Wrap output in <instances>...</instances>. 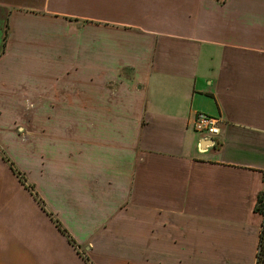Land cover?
Returning a JSON list of instances; mask_svg holds the SVG:
<instances>
[{
  "label": "crops",
  "instance_id": "1",
  "mask_svg": "<svg viewBox=\"0 0 264 264\" xmlns=\"http://www.w3.org/2000/svg\"><path fill=\"white\" fill-rule=\"evenodd\" d=\"M0 7V138H15L16 159L29 154L28 174L15 165L46 209L10 169L16 192L0 179V264H256L264 0H0ZM40 13L92 25L93 35L69 31L92 48L66 52L54 69L61 76L47 70L45 91L5 90L20 76L2 67L17 39L8 32L4 46L6 26ZM198 112L222 121L214 144L193 131ZM17 119L30 128L11 133Z\"/></svg>",
  "mask_w": 264,
  "mask_h": 264
},
{
  "label": "rangeland",
  "instance_id": "2",
  "mask_svg": "<svg viewBox=\"0 0 264 264\" xmlns=\"http://www.w3.org/2000/svg\"><path fill=\"white\" fill-rule=\"evenodd\" d=\"M0 12L2 17L4 16L3 13H6V10L0 7ZM72 8V7H71ZM11 10V9H9ZM73 9L70 10V12ZM17 12V11H16ZM17 12L16 14L19 15ZM73 15V13H70ZM39 16H30V19L24 20V17L20 15L22 21L18 24H13L11 27V23H8L9 29L8 32L13 33L17 35V39L15 38L14 42L11 38L10 39V49H8V53L5 57V61L2 64V67L4 68L5 72L12 73L13 71L15 72H20V76L16 77L11 81L13 85L8 86L6 89H12L13 86L16 87V85H25L26 88H29L32 86L34 91L39 90V91H45L47 86H49L50 79L49 76H47V70H50L51 72H54V74L60 73L61 76V71L56 72L54 69L62 67L63 63V55L66 52H76L79 56V52L81 53L84 50V45L90 46L92 48V40H86L84 41L83 39L77 38L74 33V36L69 32L71 28H76L82 30L79 32V34H90L93 35V26H87L84 27L80 23L79 20L75 18H70L69 25L67 24L68 22H65L61 19H64L65 16L61 15H46L45 13L43 14L45 18L41 17V13L38 14ZM29 16V15H28ZM54 17L57 18L58 20L50 21L47 17ZM1 17V16H0ZM51 17V18H52ZM68 18H66L67 20ZM68 21V20H67ZM1 20H0V28H1ZM84 27V28H83ZM6 31H7V26H6ZM67 34H70L69 36ZM0 50H3L2 45H0ZM2 53H0V58L3 56ZM81 56V55H80ZM66 60V58H65ZM75 64H69L73 65L72 68H75L74 65H78L79 58H74ZM67 67V66H64ZM1 68V65H0ZM11 76V75H10ZM9 76V79H10ZM57 78H59L57 76ZM56 79V78H55ZM62 80V78H59V81ZM52 82V81H51ZM6 85V84H3ZM16 111L20 107H13ZM25 108H28L27 105H23L21 107V110H26ZM3 110V107L0 106V111ZM6 110V107L4 108ZM7 110H10L7 108ZM23 110V113H24ZM27 111V110H26ZM4 112V111H3ZM22 113V111H21ZM29 120L25 121H19V119L16 120V122L11 125V133H14L18 130L19 127H22L23 129H29ZM6 124V123H3ZM5 132V131H4ZM8 133V132H7ZM10 133V134H11ZM1 134V133H0ZM17 136V135H16ZM15 138H0L2 140V143L5 142L9 146L10 152L7 153L1 146H0V152L4 153L5 157H7L11 163L14 165L16 169L18 167L15 165V163H18L20 167H24L25 169V174H28L29 171V154H22L18 159H16L14 153H13V147L14 144H16L14 140ZM26 139V138H25ZM29 139V138H28ZM27 142V139L25 140ZM1 143V142H0ZM16 149L15 151H17ZM12 151V152H11ZM0 161L6 166L5 168L0 167V179H3L5 181L6 189H9V192H16V188L14 183L12 184L9 181L8 177L10 176V173L8 171H12L11 166L9 163H7L3 158L2 155L0 154ZM15 161V162H14ZM7 168V169H6ZM6 169V170H4ZM10 169V170H9ZM20 174L24 177L25 183H22V181L19 179L18 175H16L14 172L13 175L18 181H20L24 187L29 191L32 192V194L36 193L33 192L34 187L27 182L25 175L22 174V172L18 169ZM18 183V182H17ZM1 199H3V194H1ZM42 209L46 211L44 208V205L42 206ZM53 220V219H52ZM54 222V221H53ZM56 225V224H55ZM69 235V234H68ZM70 236V235H69Z\"/></svg>",
  "mask_w": 264,
  "mask_h": 264
},
{
  "label": "trees",
  "instance_id": "3",
  "mask_svg": "<svg viewBox=\"0 0 264 264\" xmlns=\"http://www.w3.org/2000/svg\"><path fill=\"white\" fill-rule=\"evenodd\" d=\"M8 29L9 26L7 24V31H6V37L4 40V46H6V42L8 39ZM2 158L10 164L11 169L13 170V172L18 175L19 179L22 181V183H25V179L24 177L20 174V172L14 167V165L11 163V161L5 157L4 153H1ZM33 192H35V190H32ZM33 195H35L36 199L39 201V204H41L43 206V203L41 202V200L38 199L37 194L34 193ZM45 208V207H44ZM255 213H258L260 215L263 216V223H262V231H261V237H260V244H259V249H258V253H257V262L256 264H264V190L258 195L257 197V202L254 208ZM51 215V214H49ZM54 223L56 224V226L61 230V232H63V234H65L71 243H73L75 245V242L72 240V238L68 235L67 231L65 229L62 228V226L60 225V223L54 219L52 217Z\"/></svg>",
  "mask_w": 264,
  "mask_h": 264
},
{
  "label": "built area",
  "instance_id": "4",
  "mask_svg": "<svg viewBox=\"0 0 264 264\" xmlns=\"http://www.w3.org/2000/svg\"><path fill=\"white\" fill-rule=\"evenodd\" d=\"M221 124L220 118L198 112L194 117L192 129L204 140H210L214 144L221 135Z\"/></svg>",
  "mask_w": 264,
  "mask_h": 264
}]
</instances>
